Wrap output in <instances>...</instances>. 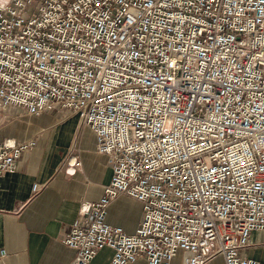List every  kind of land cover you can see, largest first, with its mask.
<instances>
[{
  "label": "built area",
  "instance_id": "2783aa9c",
  "mask_svg": "<svg viewBox=\"0 0 264 264\" xmlns=\"http://www.w3.org/2000/svg\"><path fill=\"white\" fill-rule=\"evenodd\" d=\"M8 107L77 114L108 158L70 264H264L242 253L264 232V0H1ZM34 144L0 140V175ZM121 194L142 204L132 234L106 218Z\"/></svg>",
  "mask_w": 264,
  "mask_h": 264
},
{
  "label": "crops",
  "instance_id": "0c3cea01",
  "mask_svg": "<svg viewBox=\"0 0 264 264\" xmlns=\"http://www.w3.org/2000/svg\"><path fill=\"white\" fill-rule=\"evenodd\" d=\"M32 140L13 173L0 175V264H70L74 250L61 240L83 200H97L111 176L105 154L96 152L95 136L77 114L67 110L28 114L8 107L0 112V140ZM75 160V162H74ZM39 189L32 192L33 183ZM142 204L121 194L107 208V221L132 234L142 218ZM248 257L264 262V232L252 231ZM112 251L100 250L89 264H111ZM181 263L177 254L175 264ZM131 264H147L139 258ZM204 264H224L221 254Z\"/></svg>",
  "mask_w": 264,
  "mask_h": 264
},
{
  "label": "rangeland",
  "instance_id": "374dc122",
  "mask_svg": "<svg viewBox=\"0 0 264 264\" xmlns=\"http://www.w3.org/2000/svg\"><path fill=\"white\" fill-rule=\"evenodd\" d=\"M1 1V0H0ZM6 1V0H5Z\"/></svg>",
  "mask_w": 264,
  "mask_h": 264
},
{
  "label": "bare ground",
  "instance_id": "6f19581e",
  "mask_svg": "<svg viewBox=\"0 0 264 264\" xmlns=\"http://www.w3.org/2000/svg\"><path fill=\"white\" fill-rule=\"evenodd\" d=\"M14 140V139H13Z\"/></svg>",
  "mask_w": 264,
  "mask_h": 264
}]
</instances>
